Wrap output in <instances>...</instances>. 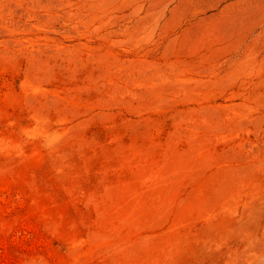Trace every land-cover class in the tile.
Returning a JSON list of instances; mask_svg holds the SVG:
<instances>
[{"label": "rangeland", "instance_id": "374dc122", "mask_svg": "<svg viewBox=\"0 0 264 264\" xmlns=\"http://www.w3.org/2000/svg\"><path fill=\"white\" fill-rule=\"evenodd\" d=\"M0 264H264V0H0Z\"/></svg>", "mask_w": 264, "mask_h": 264}]
</instances>
